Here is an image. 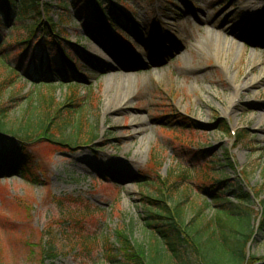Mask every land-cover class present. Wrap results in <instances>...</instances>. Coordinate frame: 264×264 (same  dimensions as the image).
<instances>
[{"label":"rangeland","instance_id":"1","mask_svg":"<svg viewBox=\"0 0 264 264\" xmlns=\"http://www.w3.org/2000/svg\"><path fill=\"white\" fill-rule=\"evenodd\" d=\"M58 1L41 0L57 24L54 39L67 56L66 71L59 60L53 70H33L32 52L17 45L30 21H17L16 29L1 22L18 76L0 85V104L13 126L28 95L50 90L62 102L75 94L90 105L98 138L75 151L37 145L35 183L0 178V264H41L48 242L56 264H111L104 247L115 251L114 264H130L119 244L124 238L156 243L138 182L157 179L142 178L145 169L161 178L155 189L146 188L152 198L168 207L182 201L188 220L199 211L205 223L215 219L212 200L223 191L216 181L228 178L242 188L252 216L235 230L254 234L247 258H263L264 0L120 1L136 28L120 21L127 29L111 26L101 44L94 40L99 24L82 2L65 0L62 9ZM6 75L0 72V84ZM221 195L237 203L232 191ZM173 261L197 264L191 254Z\"/></svg>","mask_w":264,"mask_h":264},{"label":"trees","instance_id":"2","mask_svg":"<svg viewBox=\"0 0 264 264\" xmlns=\"http://www.w3.org/2000/svg\"><path fill=\"white\" fill-rule=\"evenodd\" d=\"M79 1L96 20L113 21L112 26L122 30L127 29L118 23L122 20L121 23L129 24L126 17L112 5L113 1L124 0ZM58 6L65 8V0H59ZM50 14L49 5L42 3L41 0H0V19L5 21L7 27L16 29L19 26L16 24L17 21L20 23L25 20L30 21L27 27L29 32L27 38L17 42V45L23 46L26 51L34 52L40 48L41 51L48 52L54 49V42L49 40V37H52L53 32L57 30V24L54 23ZM38 33H42L41 41L33 45ZM100 36H102L101 33ZM8 48L10 46L0 35V72L6 71L8 74L6 81L1 82L0 85L12 83L18 76V71L12 66L13 59L10 57L13 56L9 54L11 52ZM32 55L31 62L35 63L36 56L34 53ZM45 58L49 60L44 62ZM53 63H57V59L52 58L51 54L48 56L45 54L38 59V64H47L49 69ZM40 86L50 88L52 84L41 83ZM54 93L48 90L44 93L38 91L28 95L29 101L18 112V123L13 126H11L12 123L9 125L7 122L8 110L0 104V178L20 176L35 183L38 181L37 174L41 171L34 155L37 145L44 144L56 147L58 150L75 151L81 146H91L97 140L98 122H92L90 118L88 120L90 105L78 99L75 94H71L62 102H56ZM178 123L184 124L187 121L183 119ZM219 128L225 134H229L225 124ZM226 160L230 164V160L228 158ZM145 171L146 173L140 174L142 178L157 179L153 183L138 182L143 188L140 192L144 196L143 200L150 209L146 227L152 231L156 243L146 247L124 238L119 244L124 246L123 253L130 264H172L174 259L182 262V259L189 254L193 255L197 264H226L228 260H233L234 264H253L252 260H264V257L247 258V248L254 234L240 235L235 230L241 219L250 220L252 216L249 207L251 198L242 188L232 184L228 178L216 181L218 188L223 189V193H226V190L232 191L237 203L226 200L221 192L212 200L213 204L218 206L215 219L205 223L203 218L199 217L200 211L195 218L188 220L182 201L168 207L165 204L166 200L152 198L151 191H147L146 188L155 189L156 183L161 178L159 175H148V170L145 169ZM261 218V226L264 229V211ZM218 235L222 237L221 241H218ZM104 248H106L104 253L107 259L114 264L115 251ZM57 259L58 255L54 252V246L48 242L43 250L41 264H56Z\"/></svg>","mask_w":264,"mask_h":264},{"label":"bare ground","instance_id":"3","mask_svg":"<svg viewBox=\"0 0 264 264\" xmlns=\"http://www.w3.org/2000/svg\"><path fill=\"white\" fill-rule=\"evenodd\" d=\"M211 37H213V36H211ZM152 64H153V61H151V60H149V63H147V65L148 66H152ZM105 67H107L108 69L110 68L109 66H107V65H105ZM130 67L132 68L133 67V65H130ZM121 68V70L123 69V67H120ZM120 72H123V71H113V75H115V74H118V73H120ZM110 73H108L107 75H105V80H106V82L107 83H112V81H113V78H108V76H111V74L109 75ZM125 80H127V79H125ZM130 79L127 81L128 83H130ZM126 82V81H125Z\"/></svg>","mask_w":264,"mask_h":264}]
</instances>
